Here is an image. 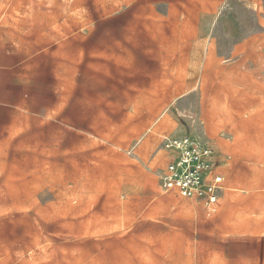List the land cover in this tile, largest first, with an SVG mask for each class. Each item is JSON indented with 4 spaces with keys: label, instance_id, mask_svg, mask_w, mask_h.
I'll list each match as a JSON object with an SVG mask.
<instances>
[{
    "label": "rangeland",
    "instance_id": "rangeland-1",
    "mask_svg": "<svg viewBox=\"0 0 264 264\" xmlns=\"http://www.w3.org/2000/svg\"><path fill=\"white\" fill-rule=\"evenodd\" d=\"M0 30L32 56L0 107V264H230L211 229L264 239V0H0ZM234 128L244 202L207 218L161 194L163 136Z\"/></svg>",
    "mask_w": 264,
    "mask_h": 264
},
{
    "label": "crops",
    "instance_id": "crops-1",
    "mask_svg": "<svg viewBox=\"0 0 264 264\" xmlns=\"http://www.w3.org/2000/svg\"><path fill=\"white\" fill-rule=\"evenodd\" d=\"M208 29V26L204 25V31ZM32 56L26 57L22 55V51H20L19 47L15 45V43L12 41L11 35H7L4 30H0V107H19L22 102L23 98L26 96L25 90H24V83L26 84V81L22 78L26 76L24 74L23 70H28L30 67L29 60ZM247 106V104H240L239 106ZM263 106V107H262ZM236 108V110H245L246 107H240ZM242 113H234L233 117L237 118L238 120H244L242 117ZM242 117V118H241ZM259 118L264 120V105H261L260 107V113ZM202 124V123H201ZM234 134L230 135V138L227 141V144H222L218 141H215L216 147H211L217 154V163L218 167L217 170L219 173L223 176V187L222 191L220 192V197L218 201V207L214 214L207 215L205 213V210L203 209L202 204L193 199H186L189 200L192 205H196L200 211L204 214L205 217L209 218L217 213H219L222 209V207L226 206L227 204H234L237 202H244V200H236L234 198L229 197L230 193L226 194V197L224 195V192L226 190H232L233 188L228 186L231 185V170L236 166H244L245 164V158L248 157L246 155L248 152L245 151V147L243 142H245L246 136L244 134L238 133V129L234 128ZM164 137H172V136H163ZM162 138V140H163ZM161 144L159 146V149L162 151ZM259 159L263 163L264 162V135H259ZM154 154L155 156L152 157L151 155ZM166 156L165 165L172 156V152L164 153ZM157 152L153 151L150 153V158H156ZM242 161V162H241ZM229 164L230 165V172L229 176L226 181V175L223 171V167ZM164 165V167H165ZM164 167L161 169V171L164 169ZM264 183H260V189H264ZM232 188V189H231ZM161 192V190H160ZM161 194H165L162 193ZM228 197V198H227ZM223 212V211H221ZM212 230V237L219 238H227V242H231V240L236 243V246L234 248L233 258H228V261L232 264H264V248L262 251L261 243H264V239L262 238H256L254 235H245V237H240L241 235L235 233V232H223L220 231L219 228L217 229H211ZM230 263V264H231Z\"/></svg>",
    "mask_w": 264,
    "mask_h": 264
},
{
    "label": "built area",
    "instance_id": "built-area-1",
    "mask_svg": "<svg viewBox=\"0 0 264 264\" xmlns=\"http://www.w3.org/2000/svg\"><path fill=\"white\" fill-rule=\"evenodd\" d=\"M161 148L173 154L160 174L161 192L197 200L208 216L214 214L224 180L217 170L218 154L191 135L164 137Z\"/></svg>",
    "mask_w": 264,
    "mask_h": 264
}]
</instances>
